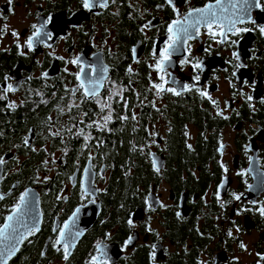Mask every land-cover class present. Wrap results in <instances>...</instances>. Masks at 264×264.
<instances>
[{
  "label": "flooded vegetation",
  "instance_id": "1",
  "mask_svg": "<svg viewBox=\"0 0 264 264\" xmlns=\"http://www.w3.org/2000/svg\"><path fill=\"white\" fill-rule=\"evenodd\" d=\"M89 3L0 0V226L28 191L41 216L7 264H264V0L232 31L221 0L159 72L216 0Z\"/></svg>",
  "mask_w": 264,
  "mask_h": 264
},
{
  "label": "snow or ice",
  "instance_id": "2",
  "mask_svg": "<svg viewBox=\"0 0 264 264\" xmlns=\"http://www.w3.org/2000/svg\"><path fill=\"white\" fill-rule=\"evenodd\" d=\"M170 2V0H169ZM221 0H216V5H208L205 9H196L193 11H190L187 16L184 18V23L180 25V27L176 28V34L175 37L173 36V25H169L168 32H169V41L170 43L166 46V48L161 52L160 56L161 58L157 60L156 63V70L162 71L163 70V64L165 61H167L170 58V53L168 49L174 48L177 41L183 36V38L186 40L188 38H191L189 36V29L190 28H197L201 24H208L209 26L212 23H216L218 26L221 23L220 17L217 16V12L215 11L216 7L220 5ZM9 3H11V0H9ZM99 7H106L108 0H98ZM83 6L85 8L91 9L92 4L89 3V0H83ZM235 8V5H233ZM250 6L248 5V0H244V6H242L239 11L240 15L236 16L235 13H233V16L235 18H225L228 22V31H232L235 27V24L237 22H243L244 15L249 12ZM226 11V9H225ZM191 20V22H189ZM176 24H180V21H176ZM43 27V26H42ZM147 27V25H145ZM33 28H36L35 25H33ZM243 31H247V29H244ZM261 33H264V27L260 28ZM42 28H36V31L34 32L32 37H29L27 41V47L29 49L33 46V40L36 39L41 35ZM15 35V33H13ZM48 37H51V34H47ZM133 52L135 53V49H133ZM77 61L73 60L72 63H76ZM199 65H194V67H198ZM83 71V70H82ZM77 79L79 80L80 77L77 76ZM160 79L164 81V77L161 76ZM198 79V77H197ZM164 83H167V81H164ZM175 83V81H173ZM90 90L88 88H85L84 94L86 96H95L96 92L98 90V82L92 81L90 82ZM81 88H84V84L82 83L80 85ZM185 89L188 88L187 85L184 86ZM12 86L9 85V90H11ZM153 88L157 90V94L161 92H173L176 95H179L178 92L175 91V89L169 87L164 88L162 84H154ZM75 90H73L74 94ZM202 95H207L206 93H201ZM101 111L103 112L104 109L102 108ZM219 114V113H218ZM110 115H104L103 120L107 122L110 119ZM226 118V117H225ZM122 119H129V117L124 116ZM131 119H135V116L133 115ZM101 130H103V125H101ZM25 144L28 143L27 139L24 141ZM221 148H223V145H221ZM4 163V160L0 158V165ZM87 194V193H85ZM29 193L25 192L23 195H21L20 202L15 205V207L12 210V214L9 215L6 220L7 222L3 224V226H0V259L4 260L5 264H7V259L11 257V255L18 250L19 243L23 241L28 235L32 234L33 232L37 231L36 223L32 222V218L28 217L27 214V207H28V200L26 199L28 197ZM4 196L0 195V200H3ZM38 199L36 197H33V202ZM236 199H240L239 196H236ZM77 212H79V209H77ZM260 212L262 215H264V208L260 209ZM132 221L129 220V224H131ZM68 228V225L65 224L64 228H61L59 230V238L55 241V244L53 246H60L61 242L65 239L66 235L72 237L73 241L76 236H78L80 233L79 231H76L75 233L69 231L68 233L65 232V229ZM229 235H231V232H229ZM131 240V237L129 238ZM63 247L65 249L64 252V259L68 258V252L67 249L69 245L67 243L63 244ZM243 247V245H241ZM97 249L100 250V245L97 244ZM262 260H264V256L260 257ZM93 264H96V258L93 257Z\"/></svg>",
  "mask_w": 264,
  "mask_h": 264
},
{
  "label": "water",
  "instance_id": "3",
  "mask_svg": "<svg viewBox=\"0 0 264 264\" xmlns=\"http://www.w3.org/2000/svg\"><path fill=\"white\" fill-rule=\"evenodd\" d=\"M27 193H29V195H28V197H27L26 199L28 200L29 203H28V207H27L26 211H27L28 217L32 218V222H33V223H36V226H37V229H38V227H39V225H40V220H41V216H40V212H39V198H38L37 193L34 192V191H32V192H31V191H28ZM33 197H36V198H38V199H36V200L33 202ZM11 214H12V213H11ZM11 214H9V215H11ZM9 215H8V216H9ZM8 216H7V217H8ZM7 217H6V218H7ZM6 222H7V220L5 219V221L3 222V224L6 223ZM3 224H2L1 226H3ZM21 243H22V241L19 243L18 250H19V247H20ZM18 250L15 251V252L11 255V257H9V258L7 259V261H8L10 258H12V257L18 252ZM0 264H5L4 260L0 259Z\"/></svg>",
  "mask_w": 264,
  "mask_h": 264
}]
</instances>
